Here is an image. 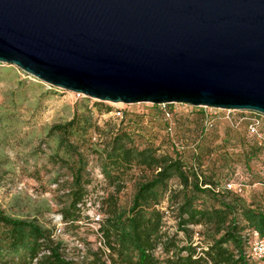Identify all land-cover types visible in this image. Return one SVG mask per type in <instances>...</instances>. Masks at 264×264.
Here are the masks:
<instances>
[{
    "label": "rangeland",
    "instance_id": "1",
    "mask_svg": "<svg viewBox=\"0 0 264 264\" xmlns=\"http://www.w3.org/2000/svg\"><path fill=\"white\" fill-rule=\"evenodd\" d=\"M240 115L249 114L183 103L97 101L0 63V212L46 229L59 243L64 258L76 264H110L98 252V247L107 252L98 231L104 211L112 202L126 210L136 184L150 174L132 165L108 185L101 172L103 144L120 127L131 131L134 144L148 142L157 154L176 156L208 179L213 195L203 197L206 205L235 195L264 209V146L259 144L262 139L246 132L245 124L239 121L238 127L231 125L228 118ZM259 118V131L264 136V115ZM71 119L73 124L66 132L57 127ZM250 146L256 151L247 157ZM77 167H82L88 183L83 185L84 195L77 204L78 220L70 223L61 219L60 211L70 201L74 189L71 172ZM226 182L230 188L225 187ZM176 185L175 177L167 182L170 190ZM168 213L164 236L174 234L178 246L183 245L174 210ZM188 228L196 233L197 239L190 236L198 241L196 246L209 241L208 226ZM92 252L97 253L95 263L91 262Z\"/></svg>",
    "mask_w": 264,
    "mask_h": 264
},
{
    "label": "water",
    "instance_id": "2",
    "mask_svg": "<svg viewBox=\"0 0 264 264\" xmlns=\"http://www.w3.org/2000/svg\"><path fill=\"white\" fill-rule=\"evenodd\" d=\"M0 63L97 101L264 115V0H0Z\"/></svg>",
    "mask_w": 264,
    "mask_h": 264
},
{
    "label": "trees",
    "instance_id": "3",
    "mask_svg": "<svg viewBox=\"0 0 264 264\" xmlns=\"http://www.w3.org/2000/svg\"><path fill=\"white\" fill-rule=\"evenodd\" d=\"M240 122L245 124L244 121ZM238 123L233 126L238 127L241 124ZM72 124L71 119L57 127L66 132V128ZM255 151L256 148L250 146L245 154L252 157ZM103 153L101 172L108 185H112L119 174L132 165L150 172L146 179L136 184L126 210L119 209L112 202L110 208L104 211L105 217L98 231L107 252L100 247L98 252L105 255L110 264H204L207 261L209 264H249L242 236L249 229L264 235V209L235 195H230L228 199L222 196L216 199V205H206L203 197L213 195L208 179L201 178L192 166H186L176 156L172 157L166 152L157 154L148 142L141 146L134 144L131 131L126 127L116 129L104 141ZM72 170L74 189L68 206L60 211L61 219L70 223L78 220L77 204L84 195L83 185L88 183L82 167ZM172 177L177 179V185L170 190L167 182ZM199 199L202 201L197 202ZM162 201L165 202L164 206L160 205ZM169 209L174 210L173 216L177 219V230L183 245L178 246L174 234L164 236L163 226ZM165 211L167 215H164ZM189 225H205L211 230L209 241L202 246L205 249H201L203 256H197L191 245L190 236L193 233ZM158 246L160 251L154 255ZM96 254L91 253L92 263L98 260ZM0 264L76 262L64 258L59 243L52 240L46 229L35 222L11 218L0 212Z\"/></svg>",
    "mask_w": 264,
    "mask_h": 264
},
{
    "label": "built area",
    "instance_id": "4",
    "mask_svg": "<svg viewBox=\"0 0 264 264\" xmlns=\"http://www.w3.org/2000/svg\"><path fill=\"white\" fill-rule=\"evenodd\" d=\"M223 110L233 111L230 109H223ZM236 111H239L241 113L242 112L248 113L249 115H240L238 117L231 116L230 118H228L229 121L231 122V125H235L239 121H244L246 132L251 136H255L258 139H262V142L261 143L259 142V144L264 146V136H261V133L259 131V125H260L259 117L262 115L253 111H245V110L242 111L236 110ZM225 187L230 188L231 187L230 182H226ZM164 215H167L166 211L164 212ZM195 236L196 233H194V235L192 234L193 240L197 239ZM242 237L245 240V244H246V254H245L246 258L254 262L264 264V235H260L254 229H249L244 232ZM193 240L191 242V245L194 246L197 252L196 255L203 256L201 249H205V247L196 246L198 241L194 242ZM105 250L107 251V249ZM159 251H160V247L158 246L155 248L154 255H156ZM204 264H209V262L207 261Z\"/></svg>",
    "mask_w": 264,
    "mask_h": 264
}]
</instances>
